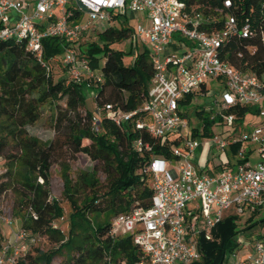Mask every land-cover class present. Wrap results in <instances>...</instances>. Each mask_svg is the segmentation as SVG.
<instances>
[{
	"label": "built area",
	"instance_id": "built-area-1",
	"mask_svg": "<svg viewBox=\"0 0 264 264\" xmlns=\"http://www.w3.org/2000/svg\"><path fill=\"white\" fill-rule=\"evenodd\" d=\"M230 10L232 0H224ZM131 13H140L134 33L142 48L149 50L155 65L147 97L142 105L125 112L112 104L98 108L92 126L99 131L100 119L122 127L134 121L139 130L149 132L164 143L180 139L172 148L173 158H153L144 169L151 176L154 195L150 208H133L113 219L110 236L113 239L131 236L142 255L134 263L121 264H194L203 258L201 239L212 241L214 229L232 210L233 216L264 209V74L246 73L223 60L221 50L226 40L253 35L249 22L240 25L236 16L225 13V27L216 32L200 29L208 21L201 14H192L183 0H0V41L25 42L48 74L51 67L44 58L46 38L64 40L61 79L66 85L90 81L99 85L102 75L92 69L86 58L77 55L74 45L95 29L104 30ZM179 33L181 41H174ZM174 50H170V46ZM216 82L222 92L205 110L220 127L231 126L228 138L211 136L207 161H213L226 148L240 145L234 153L238 163L230 162L198 169L194 164L202 143L184 136L189 119L182 101L207 84ZM205 92V93H206ZM203 93V94H205ZM249 107L238 121L237 108ZM251 115L259 121L247 120ZM249 146V148L247 147ZM149 144L142 139L134 143L135 150ZM5 167L0 158V185ZM43 182L42 180H40ZM0 200V229L11 227L15 218L12 208ZM36 218V215L33 213ZM54 228H58L56 223ZM39 237L20 228L13 240L0 243V264H21L20 259ZM241 251L226 255L225 264H264V234L244 230L235 235Z\"/></svg>",
	"mask_w": 264,
	"mask_h": 264
},
{
	"label": "trees",
	"instance_id": "trees-1",
	"mask_svg": "<svg viewBox=\"0 0 264 264\" xmlns=\"http://www.w3.org/2000/svg\"><path fill=\"white\" fill-rule=\"evenodd\" d=\"M192 14H201L204 21L200 29L208 32L220 31L225 27V13H233L240 25L249 22L253 35L244 38L234 36L226 40L221 50L224 61L246 73L258 76L264 74V0H232L233 7L227 10L224 0H183ZM132 29L125 25L120 28L107 27L98 31L93 42L81 40L73 47L81 58H86L92 69L98 71L103 81L93 85L90 81L66 85L61 79L65 42L58 37L46 38L44 58L51 67L48 74L37 57L27 50L25 42L0 41V158L5 167L4 181L0 185V200L14 192V218L21 221V227L32 231L39 238L54 244L49 251L32 247L20 259L21 264H52L57 257H63V264H121L134 263L142 255L131 236L113 239L110 236L113 219L133 208H150L154 195L152 180L144 172L155 158H173L172 148L180 139L153 137L145 130H139L134 121L122 127L102 116L99 131L92 126L96 110L86 108L82 93L84 84L96 87L95 101L99 108L112 104L125 112L138 109L147 97L155 74V65L150 52L143 47L130 64L124 63V49H114L111 44L132 38ZM89 36V35H87ZM58 75V76H56ZM202 87L197 93L188 95L182 104H188L194 95L205 93ZM65 102V108L60 102ZM50 105L54 110L50 124L60 129L68 113L74 118L68 120L67 131L58 133L52 140L43 141L30 133ZM249 107L237 108V120L244 119ZM203 128L193 136L214 135L212 128L217 124L210 120L204 109L196 111ZM142 139L151 146L134 149V143ZM239 144L232 147L235 153ZM70 153L72 158L84 156L94 163L93 171H81L74 182L69 174V165L62 163L64 195L71 206L69 232L64 234L53 224L64 215L59 200L51 197L49 184L51 168L56 157ZM102 167L106 175V187L100 191L97 170ZM42 180L43 182H41ZM80 192H86L82 200ZM256 211L240 229L239 216L222 221L213 231L214 239H201L203 253L201 261L194 264H225V257L241 246L235 235L241 231L250 232L257 223L253 222ZM36 215V218L33 216ZM264 223V220L262 221Z\"/></svg>",
	"mask_w": 264,
	"mask_h": 264
},
{
	"label": "rangeland",
	"instance_id": "rangeland-1",
	"mask_svg": "<svg viewBox=\"0 0 264 264\" xmlns=\"http://www.w3.org/2000/svg\"><path fill=\"white\" fill-rule=\"evenodd\" d=\"M141 16L140 13H131L128 17L121 18L117 20L112 27L115 28H120L121 26L125 25L126 27H129L132 29V33H134L135 26L137 23V20ZM98 31L99 29H95L93 32L90 33L89 36L85 37V41H90L93 42L95 40L98 41L99 45H102V40L97 39L98 37ZM181 36L179 33H176L174 35V41H181ZM111 47L114 49H124L126 52H131L130 54H125L124 57V63L125 64H130L133 62L135 55L142 49H140L141 43L135 39L132 44V38L126 39L123 42L119 43H114L111 44ZM146 48H150L149 44H146ZM170 50H174V46L169 47ZM58 76V75H56ZM208 91L203 94H197L194 95L193 99L191 102L188 104H183V111L186 113L188 119H189V124L183 129V134L184 136H190L196 139L198 142L202 143L203 147L202 150L205 151L204 153V159L205 161L198 157L197 161H194V164L200 169L204 162L206 164L209 163L210 166H215L217 164L225 163V162H230L232 166H235L238 163L239 157L235 155L232 151L231 148H226L223 151H221L220 154H217L214 157L213 161H207V155L208 152L210 151L211 147V142L210 139L211 137H203L201 134L193 136V132L196 130H199L201 133L203 128L201 126V119L199 118L197 114V110H200L202 108H208L212 102L215 99L220 98L222 88L216 83V82H209L207 84ZM82 93L85 98V103H86V108L81 109V113L83 115H86L87 113V108L90 110H96L99 108L98 104L95 101V95L97 93L96 87L89 85V84H84L82 87ZM61 107L64 109L65 102L61 101L60 104ZM54 110L50 105H47L44 109V114L40 121H38L35 125L31 126L29 128V131L31 134L39 137L43 141L46 140H52L55 135L58 133V131H61V133H65L67 131V126H68V120L74 118V114L68 113L67 116L63 117L65 120L63 124L61 125V128L58 130L54 127L51 126L50 122V115L52 114ZM247 120L253 121V122H258L260 119L258 116L251 115ZM214 134H220L224 138H228L231 133H232V128L231 126L228 125H223L220 127L214 126L212 128ZM249 148V146H247ZM208 162V163H207ZM65 163L66 165H69V174L71 179L75 182L78 178V174L81 171H93L94 169V163L90 159L80 156L78 158H72V155L68 152L67 154H63L62 156L56 157L54 159L52 168H51V176H50V184H49V189L51 193V197L57 199L60 201L62 208L64 209V215L62 218H59L58 220L55 221V223L60 227L63 231L64 234H68L69 232V215L71 212V206L70 203L68 202L67 198L64 195V179H63V169L61 164ZM97 178L100 181V191L101 193L104 192V189L106 187V175L100 166L97 170ZM86 192H80L79 198L82 200L86 195ZM2 203L4 206H6L8 209L13 208L15 204V195L14 192H9L6 197L2 200ZM233 216L232 210H228L225 212L224 218H228ZM250 214L246 215H241V222L239 221V227L240 229L245 227L246 221ZM264 220V209H261L260 212L255 215L253 222L257 223L256 227H254L251 231V233L255 232H261L264 234V223L262 221ZM14 226L18 227L21 225V221L18 218H15L13 222ZM19 228V227H18ZM250 233V232H249ZM8 240V239H7ZM38 247L41 248L43 251H49L54 247V244L49 242L48 240L44 238H40L38 242ZM64 258L63 257H57L53 260L52 264H63Z\"/></svg>",
	"mask_w": 264,
	"mask_h": 264
},
{
	"label": "crops",
	"instance_id": "crops-1",
	"mask_svg": "<svg viewBox=\"0 0 264 264\" xmlns=\"http://www.w3.org/2000/svg\"><path fill=\"white\" fill-rule=\"evenodd\" d=\"M204 153L205 151H200L198 152L197 156H196V161L198 159V157L200 156V158L202 159V161L204 159ZM207 168V164L204 162V164L202 165V167L200 169H205ZM19 227V228H18ZM14 226V224H12L11 227H7V226H3L1 229H0V243H8L9 240H13L14 238V232L19 230L21 228V225L20 226ZM8 239V240H7Z\"/></svg>",
	"mask_w": 264,
	"mask_h": 264
}]
</instances>
